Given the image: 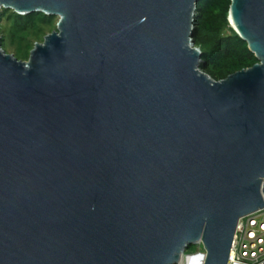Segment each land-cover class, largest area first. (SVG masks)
<instances>
[{
	"label": "water",
	"instance_id": "1",
	"mask_svg": "<svg viewBox=\"0 0 264 264\" xmlns=\"http://www.w3.org/2000/svg\"><path fill=\"white\" fill-rule=\"evenodd\" d=\"M200 0H0L59 18L0 41V264H229L264 207V0L229 21L259 62L201 69Z\"/></svg>",
	"mask_w": 264,
	"mask_h": 264
},
{
	"label": "trees",
	"instance_id": "2",
	"mask_svg": "<svg viewBox=\"0 0 264 264\" xmlns=\"http://www.w3.org/2000/svg\"><path fill=\"white\" fill-rule=\"evenodd\" d=\"M232 0H200L193 41L202 52L201 69L215 80L247 69L259 62L248 43L234 30L229 21ZM58 17L44 12L22 15L13 9L0 10V26L10 23L8 32L0 27L2 40L9 35L10 46L16 48L21 60H28L37 42L57 29ZM37 37V38H36ZM3 49L4 43L2 44Z\"/></svg>",
	"mask_w": 264,
	"mask_h": 264
},
{
	"label": "built area",
	"instance_id": "3",
	"mask_svg": "<svg viewBox=\"0 0 264 264\" xmlns=\"http://www.w3.org/2000/svg\"><path fill=\"white\" fill-rule=\"evenodd\" d=\"M229 264H264V207L240 219Z\"/></svg>",
	"mask_w": 264,
	"mask_h": 264
},
{
	"label": "rangeland",
	"instance_id": "4",
	"mask_svg": "<svg viewBox=\"0 0 264 264\" xmlns=\"http://www.w3.org/2000/svg\"><path fill=\"white\" fill-rule=\"evenodd\" d=\"M58 22H59V18H57V20H56V25L58 24ZM10 25H11L10 23H5V24H3L0 27L6 28L5 31L8 32V29H10ZM0 41H1V47H2V44L4 43V48H5V51L7 53H12L14 55L16 54L17 56H19V54L17 53L16 48H12L10 46L9 35H8V37H6V40H2L1 29H0ZM202 253H204V249H203L202 243H198V244L191 245L190 248H188L185 251L184 258H186V259H184L185 260V263L184 264H188L190 262V260L187 261L189 257L191 258V261H192L191 264H199V262H200L199 255L202 254ZM195 256H197V257H195ZM192 257H195V258L192 260Z\"/></svg>",
	"mask_w": 264,
	"mask_h": 264
},
{
	"label": "bare ground",
	"instance_id": "5",
	"mask_svg": "<svg viewBox=\"0 0 264 264\" xmlns=\"http://www.w3.org/2000/svg\"><path fill=\"white\" fill-rule=\"evenodd\" d=\"M195 257H197V256H195ZM195 257H192V260L195 258ZM184 259H186V258H184V256H183V258H182V260H181V264H184L185 263V260ZM190 260V262L188 263V264H191V258L189 257L188 258V260L187 261H189Z\"/></svg>",
	"mask_w": 264,
	"mask_h": 264
}]
</instances>
